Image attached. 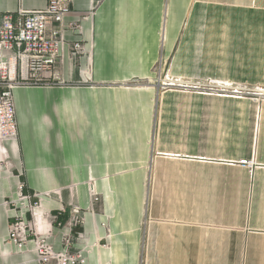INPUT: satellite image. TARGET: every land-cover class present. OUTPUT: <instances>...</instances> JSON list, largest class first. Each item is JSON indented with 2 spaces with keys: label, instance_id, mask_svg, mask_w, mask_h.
<instances>
[{
  "label": "crops",
  "instance_id": "1",
  "mask_svg": "<svg viewBox=\"0 0 264 264\" xmlns=\"http://www.w3.org/2000/svg\"><path fill=\"white\" fill-rule=\"evenodd\" d=\"M46 5L0 0V14ZM65 22L80 28L66 41L86 51H65V84L13 91L18 138L0 140V264H36L32 244H7L4 202L18 182L44 194L46 212L80 210L85 264H264V100L161 89L264 90V0H71ZM249 159L253 170L239 163Z\"/></svg>",
  "mask_w": 264,
  "mask_h": 264
},
{
  "label": "built area",
  "instance_id": "2",
  "mask_svg": "<svg viewBox=\"0 0 264 264\" xmlns=\"http://www.w3.org/2000/svg\"><path fill=\"white\" fill-rule=\"evenodd\" d=\"M71 11V0H47L42 10L18 9L14 13L0 14V140L13 142L18 138L13 91L33 86H61L65 82L56 70L65 51L69 59L77 60L86 53L81 42H67L65 31L79 33L77 23H66ZM215 84L184 85L163 83L162 90L179 88L182 90L204 89L209 93L231 94L234 96H254L251 100L264 99V90L214 87ZM240 165L252 170L255 162L242 160ZM5 169L8 162H2ZM91 204L98 203L99 197L94 187L89 186ZM44 194L30 192L26 185L18 182L15 198L4 202L8 209L7 244L15 252H26L29 244L35 254L36 264H85L86 253L92 245L86 243L76 247L85 236L74 230L81 227L83 219L77 207H61L55 213L44 211ZM67 214V221H63ZM59 233L61 251L50 243ZM97 246V244H96Z\"/></svg>",
  "mask_w": 264,
  "mask_h": 264
},
{
  "label": "rangeland",
  "instance_id": "3",
  "mask_svg": "<svg viewBox=\"0 0 264 264\" xmlns=\"http://www.w3.org/2000/svg\"><path fill=\"white\" fill-rule=\"evenodd\" d=\"M61 80H63L64 82H66L64 79H62V78H60ZM212 83V82H211ZM213 84H215V86L214 87H224V86H227L228 84H221V83H218V84H216V83H213ZM231 88H242V89H247V90H249L250 92H248V93H250V95H253V94H256L257 92H253V90H255L256 91V87H250V86H238V85H233L232 84V86H230ZM200 90H202V89H200ZM258 90V89H257ZM193 91H199V90H193ZM207 93H209V92H207ZM240 98H243L242 96H239ZM247 98H256V97H252V96H246ZM251 100V99H250ZM261 100V101H260ZM262 100H264V99H259L258 101H260L259 103H261V102H263ZM251 103H253V104H257V103H254V102H251ZM258 103V104H259ZM68 109L69 110H73L74 108H73V106H71V105H69L68 106ZM253 169H254V167H253ZM252 169V170H253Z\"/></svg>",
  "mask_w": 264,
  "mask_h": 264
}]
</instances>
